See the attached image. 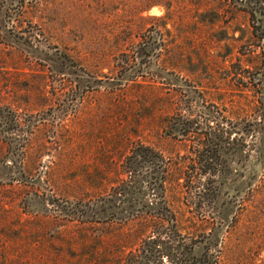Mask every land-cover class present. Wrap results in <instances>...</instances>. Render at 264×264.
I'll use <instances>...</instances> for the list:
<instances>
[{
  "label": "rangeland",
  "instance_id": "1",
  "mask_svg": "<svg viewBox=\"0 0 264 264\" xmlns=\"http://www.w3.org/2000/svg\"><path fill=\"white\" fill-rule=\"evenodd\" d=\"M17 1L0 33V264H175L125 220L150 204L144 165L142 188L112 203L118 221L63 217L106 209L137 145L172 165L182 239L164 248L186 242L195 264H264V11L251 17L247 0ZM189 123L217 141L195 149L193 133L174 135ZM187 173L191 200L177 185Z\"/></svg>",
  "mask_w": 264,
  "mask_h": 264
},
{
  "label": "trees",
  "instance_id": "2",
  "mask_svg": "<svg viewBox=\"0 0 264 264\" xmlns=\"http://www.w3.org/2000/svg\"><path fill=\"white\" fill-rule=\"evenodd\" d=\"M16 0H1L0 1V33H4L5 24L3 23V14H7L10 11V6L14 4ZM20 7L24 5V0H18ZM262 2L261 5H263ZM259 0H247L246 5L250 7L251 12L250 15L253 17V14L256 13L259 9L264 11V5L258 6ZM259 4V5H260ZM256 28H254L255 30ZM253 37H256L255 32H252ZM7 36V34H6ZM260 37V36H258ZM18 45V44H17ZM264 127V118L262 120ZM192 123L185 124L188 125L182 130H179L178 125H173L172 128L174 130V135L176 137L182 136L186 137L190 133L194 135V141L198 142L194 147L199 146L200 142H215L217 141L216 136H212L210 131L203 128H192ZM193 129V130H189ZM196 151V150H195ZM196 153V152H195ZM148 167V171L146 172V185L150 192L151 201L148 206H144L142 209H132L130 208L126 213L127 218L125 220L131 222H137L142 224L139 226V232L146 231L151 234V240H148L145 245H157L159 251L158 253L161 255L163 252H171L172 256L176 257L175 264H195L190 262L194 259L193 250H187L188 244L186 242H176L177 251L173 252L170 248L163 247V240L168 238L178 237L182 239L181 234L178 231V220H179V209L180 207H176L174 201L168 195V185L171 181V162L168 158L163 157L161 154L156 152L154 149L148 146L137 145L133 150H131L130 154L126 157L124 163L122 164L123 175H126V179H120V184L112 190L109 198L106 200L108 206L106 209H101L98 205V202H93L91 204H86V208H82V210H74V211H65L63 210V217L77 220L81 223H98L104 220H108L109 222L118 221V218H115V214L113 212L112 203L116 200L121 203L131 200L132 193L130 192L131 185L139 186V189L142 188V182L139 178L140 166ZM189 167L192 170H195V166L193 161L191 160ZM182 179L184 184H179V190L186 188L185 191V199L191 200L192 189L194 188V176L187 173V176H184ZM181 192V191H179ZM177 192L176 194L180 195ZM182 194V192H181ZM191 204L194 205L193 202ZM189 205H187L188 207ZM107 212H110L108 218ZM143 235V234H142ZM143 244V245H144ZM154 248V247H153ZM151 248V251L146 249L147 253L149 251L150 255H154L155 252ZM155 249V248H154ZM169 252V253H170ZM149 255V256H150ZM168 254V258L172 257ZM152 257V256H150Z\"/></svg>",
  "mask_w": 264,
  "mask_h": 264
}]
</instances>
